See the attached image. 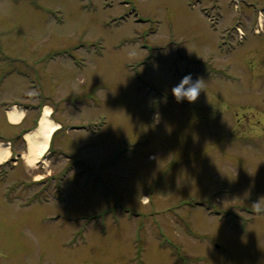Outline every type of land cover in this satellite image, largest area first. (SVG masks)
Instances as JSON below:
<instances>
[{
	"label": "rangeland",
	"instance_id": "374dc122",
	"mask_svg": "<svg viewBox=\"0 0 264 264\" xmlns=\"http://www.w3.org/2000/svg\"><path fill=\"white\" fill-rule=\"evenodd\" d=\"M259 10L264 0H0V71L18 85L0 86V102L40 78L24 137L52 101L62 125L81 127L59 130L35 166L21 138L18 166L0 169V264H264ZM188 73L206 89L178 101ZM0 126L15 129L2 114Z\"/></svg>",
	"mask_w": 264,
	"mask_h": 264
},
{
	"label": "crops",
	"instance_id": "0c3cea01",
	"mask_svg": "<svg viewBox=\"0 0 264 264\" xmlns=\"http://www.w3.org/2000/svg\"><path fill=\"white\" fill-rule=\"evenodd\" d=\"M0 72H1L0 76L3 75L4 77L3 80L0 82V86L8 84L9 85L8 90H12V89L18 90V85L15 82L13 81L6 82L10 77L11 71L2 70ZM30 87L31 88H27L28 90H25V91L24 90L17 91L16 96H21L19 98H15L13 100H10L7 98L1 99L0 114H2V116H7L8 122L11 125L15 126V129H13L11 132H5L4 127L2 128L0 126V143L3 144L7 148V151H8V157L5 160H8L10 158L12 159L13 156L14 158L18 156L19 147L21 143V138H19L18 136L23 134L24 124H25L26 115H27L28 106H29L30 97H31V91L29 90L33 88V84ZM12 111L13 112L17 111L19 113V118L17 120L11 119L10 113ZM7 140H11L12 143L7 145L6 143ZM2 161L3 160H0V163Z\"/></svg>",
	"mask_w": 264,
	"mask_h": 264
},
{
	"label": "bare ground",
	"instance_id": "6f19581e",
	"mask_svg": "<svg viewBox=\"0 0 264 264\" xmlns=\"http://www.w3.org/2000/svg\"><path fill=\"white\" fill-rule=\"evenodd\" d=\"M260 26L262 29L264 28V24ZM50 110L51 108L49 106L44 107L38 125L25 136L27 145L26 161L32 166H35V163L39 160L46 158V154L50 148L51 139L52 137L55 138L56 134L59 132L58 129L61 126V123L52 117L53 115ZM10 117L12 120H17L19 118V113L17 111H12ZM83 128L86 130V127ZM7 157V148L0 143V160H5ZM36 179L41 180L39 178ZM144 197L145 200H147V197Z\"/></svg>",
	"mask_w": 264,
	"mask_h": 264
},
{
	"label": "clouds",
	"instance_id": "9594fccd",
	"mask_svg": "<svg viewBox=\"0 0 264 264\" xmlns=\"http://www.w3.org/2000/svg\"><path fill=\"white\" fill-rule=\"evenodd\" d=\"M202 89H206L205 80L202 78H196L194 80L192 74L188 73L183 76L178 84L172 87L171 91L178 101L184 98L194 101Z\"/></svg>",
	"mask_w": 264,
	"mask_h": 264
}]
</instances>
